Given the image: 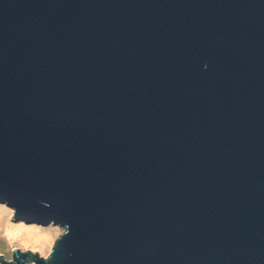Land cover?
I'll use <instances>...</instances> for the list:
<instances>
[{"label":"water","instance_id":"obj_1","mask_svg":"<svg viewBox=\"0 0 264 264\" xmlns=\"http://www.w3.org/2000/svg\"><path fill=\"white\" fill-rule=\"evenodd\" d=\"M0 203L65 229L0 264H264V0H0Z\"/></svg>","mask_w":264,"mask_h":264},{"label":"rangeland","instance_id":"obj_2","mask_svg":"<svg viewBox=\"0 0 264 264\" xmlns=\"http://www.w3.org/2000/svg\"><path fill=\"white\" fill-rule=\"evenodd\" d=\"M13 219V209L0 203V255L7 261L11 260V251L13 249L31 251L37 253L42 258H46L49 256L55 240L65 232L64 228L52 224L48 226H41L34 223L25 224L22 221H13ZM32 229H36L41 233V235L33 234L35 238H39L36 243H30L27 240V234ZM49 235L52 238L45 240V237Z\"/></svg>","mask_w":264,"mask_h":264},{"label":"bare ground","instance_id":"obj_3","mask_svg":"<svg viewBox=\"0 0 264 264\" xmlns=\"http://www.w3.org/2000/svg\"><path fill=\"white\" fill-rule=\"evenodd\" d=\"M33 234L34 235H41V233L40 232H38L36 229L35 230H30L29 232H28V234H27V240H28V242H30V243H32V242H34V243H36L38 240H39V238H35L34 236H33ZM11 235V234H10ZM35 238V239H34ZM52 237H50V235L48 236V237H45V240L46 239H51ZM25 244H27V242H25Z\"/></svg>","mask_w":264,"mask_h":264}]
</instances>
